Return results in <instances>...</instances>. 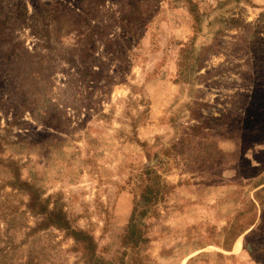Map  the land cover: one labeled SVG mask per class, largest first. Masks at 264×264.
Here are the masks:
<instances>
[{"label": "rangeland", "instance_id": "1", "mask_svg": "<svg viewBox=\"0 0 264 264\" xmlns=\"http://www.w3.org/2000/svg\"><path fill=\"white\" fill-rule=\"evenodd\" d=\"M0 264H264V0H0Z\"/></svg>", "mask_w": 264, "mask_h": 264}, {"label": "crops", "instance_id": "2", "mask_svg": "<svg viewBox=\"0 0 264 264\" xmlns=\"http://www.w3.org/2000/svg\"><path fill=\"white\" fill-rule=\"evenodd\" d=\"M186 260V259H185Z\"/></svg>", "mask_w": 264, "mask_h": 264}]
</instances>
